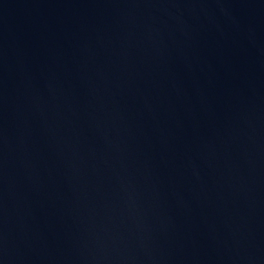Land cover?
Masks as SVG:
<instances>
[{
	"label": "water",
	"instance_id": "95a60500",
	"mask_svg": "<svg viewBox=\"0 0 264 264\" xmlns=\"http://www.w3.org/2000/svg\"><path fill=\"white\" fill-rule=\"evenodd\" d=\"M264 53V0H224Z\"/></svg>",
	"mask_w": 264,
	"mask_h": 264
}]
</instances>
